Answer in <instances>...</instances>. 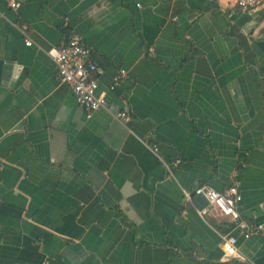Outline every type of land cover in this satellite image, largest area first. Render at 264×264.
Returning <instances> with one entry per match:
<instances>
[{"label":"crops","instance_id":"obj_1","mask_svg":"<svg viewBox=\"0 0 264 264\" xmlns=\"http://www.w3.org/2000/svg\"><path fill=\"white\" fill-rule=\"evenodd\" d=\"M15 1L0 0V264H264V233L184 197L238 180L237 222H264V1ZM69 37L104 68L89 118L46 53Z\"/></svg>","mask_w":264,"mask_h":264},{"label":"built area","instance_id":"obj_2","mask_svg":"<svg viewBox=\"0 0 264 264\" xmlns=\"http://www.w3.org/2000/svg\"><path fill=\"white\" fill-rule=\"evenodd\" d=\"M263 1L237 0V5L244 11L252 12ZM9 6L14 8L16 1L11 0ZM20 31L24 35V43L30 45L31 40L27 34V27L23 25ZM46 53L55 65L59 82L68 85L76 103L84 110L86 118H89L94 111L106 107L105 95L98 93L99 77L103 74L104 68L89 46L77 37H69L60 45L50 47ZM125 73V70L121 69L109 89H114ZM117 116L123 120L128 117L126 111L118 112ZM151 149L154 153H158L156 145H151ZM198 195H202L205 199V204L201 207L192 201ZM184 197L192 201L197 215L201 218L212 216L231 220L235 227L241 229L240 233L244 239L253 234L264 233V222H256L243 227L237 222V207L242 200L238 180H233L223 191L207 185H199L193 191L184 193ZM236 242L237 238L233 234L222 236L221 244L225 258H231L237 253Z\"/></svg>","mask_w":264,"mask_h":264},{"label":"water","instance_id":"obj_3","mask_svg":"<svg viewBox=\"0 0 264 264\" xmlns=\"http://www.w3.org/2000/svg\"><path fill=\"white\" fill-rule=\"evenodd\" d=\"M194 202H196V204L201 207L205 204V199L202 195H198L194 197Z\"/></svg>","mask_w":264,"mask_h":264}]
</instances>
